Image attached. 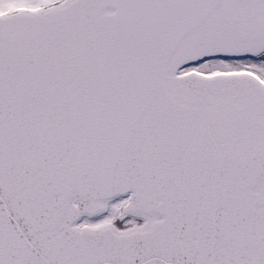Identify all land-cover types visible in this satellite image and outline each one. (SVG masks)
<instances>
[{
	"label": "snow or ice",
	"instance_id": "obj_1",
	"mask_svg": "<svg viewBox=\"0 0 264 264\" xmlns=\"http://www.w3.org/2000/svg\"><path fill=\"white\" fill-rule=\"evenodd\" d=\"M0 264H264V0H0Z\"/></svg>",
	"mask_w": 264,
	"mask_h": 264
}]
</instances>
